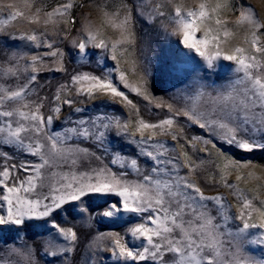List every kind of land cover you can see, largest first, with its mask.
<instances>
[{
  "label": "snow or ice",
  "instance_id": "6c2138e0",
  "mask_svg": "<svg viewBox=\"0 0 264 264\" xmlns=\"http://www.w3.org/2000/svg\"><path fill=\"white\" fill-rule=\"evenodd\" d=\"M261 189L264 6L0 0V264H264Z\"/></svg>",
  "mask_w": 264,
  "mask_h": 264
},
{
  "label": "rangeland",
  "instance_id": "374dc122",
  "mask_svg": "<svg viewBox=\"0 0 264 264\" xmlns=\"http://www.w3.org/2000/svg\"><path fill=\"white\" fill-rule=\"evenodd\" d=\"M183 2L185 4H187L188 6H191L193 4V0H183ZM252 2L254 4L257 5V8L259 9L260 7L264 6V0H252ZM165 23H168L166 18H163ZM160 21L158 20L157 23H159ZM171 30V25H169V31ZM171 39L175 40L176 37H172ZM242 39V34L238 35L237 40L235 42H239ZM233 74L229 71L227 73V76H232ZM153 118H155V116H153ZM262 192H264V189H261ZM231 200V198H229Z\"/></svg>",
  "mask_w": 264,
  "mask_h": 264
}]
</instances>
